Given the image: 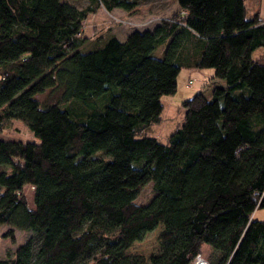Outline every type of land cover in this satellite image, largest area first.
Returning <instances> with one entry per match:
<instances>
[{"label": "trees", "instance_id": "16d2710c", "mask_svg": "<svg viewBox=\"0 0 264 264\" xmlns=\"http://www.w3.org/2000/svg\"><path fill=\"white\" fill-rule=\"evenodd\" d=\"M211 1L176 0L153 28L85 48L89 13L141 0H0V130L20 120L40 139L0 138L4 236L34 232L0 264H145L127 250L159 224L149 264H189L204 243L211 264H264V219L252 217L264 208V61L252 56L264 20ZM183 66L212 67L225 85L184 100L162 141L147 130ZM51 91L60 103L39 98Z\"/></svg>", "mask_w": 264, "mask_h": 264}, {"label": "rangeland", "instance_id": "374dc122", "mask_svg": "<svg viewBox=\"0 0 264 264\" xmlns=\"http://www.w3.org/2000/svg\"><path fill=\"white\" fill-rule=\"evenodd\" d=\"M67 1L78 6H84L88 2V0ZM221 2L227 4L229 1L223 0ZM244 3V14L246 15V19L252 17V15L257 12L260 14V16L264 15V0H245ZM98 9L100 10L95 13L96 15H92L93 17L87 15L82 23V34H84L88 39V41L83 46L85 48L90 47L92 42L91 39H95L97 37H100L102 34H106L111 28H116V30L120 33H118L117 31L115 32L120 37H123V34H125V32H130L133 29H151L155 26L156 23H159L162 18H167L174 14L178 10V7L175 0H141L138 7H136L134 11H132V13L122 14L112 11L109 12L103 6H100ZM241 12V8H239L237 20H240L242 18ZM231 26L232 24H230V27ZM167 40L168 39L160 42L157 45L156 49L154 50V54H161L164 52L165 42H167ZM252 55L254 56V58L264 61V46H260L254 49ZM202 69L206 70L204 71V75L200 76L196 73L188 76L185 71L186 67H181L177 75L178 91H175L176 94L174 95V97H169L174 93L163 95L162 97V103L163 105H165V108L162 111V123L152 124L148 128L147 133H156L155 131L159 130L160 132H158V137L165 138L175 129L177 125H180L183 122L185 109L181 106L180 102L178 104L174 103L175 106H173L172 104H169L168 101L172 100L173 98L176 99L177 97L187 99L191 97L195 92L201 90L207 92L212 80V78H210V74H208V70L213 72V68L205 67ZM39 98L45 102L60 103V94L58 91L46 92L45 94L39 95ZM61 107L63 106L61 105ZM0 138L33 142L40 141L38 136H36L27 127V125L20 120H12L4 129L0 130ZM23 192L27 198L28 205L30 207H34L33 186L25 185L23 188ZM152 195V182H147L138 187L135 201L137 203H146L149 201ZM254 216L255 218L264 219V208L256 209ZM8 229V225L0 224V257L12 256L14 254L16 246L31 237L34 233L31 229H14V240H11L10 237L4 236V233ZM160 229L161 224H159L153 230L147 232L141 240L134 241L127 251L129 253L142 254L146 258L145 264H149V257L160 251V245L157 239ZM201 249V254L209 259L208 252L206 251L208 249V245L204 243Z\"/></svg>", "mask_w": 264, "mask_h": 264}, {"label": "crops", "instance_id": "0c3cea01", "mask_svg": "<svg viewBox=\"0 0 264 264\" xmlns=\"http://www.w3.org/2000/svg\"><path fill=\"white\" fill-rule=\"evenodd\" d=\"M213 1L214 0H212L211 2H210V4L211 3H213ZM230 1H232V2H234V3H236V4H238V6L240 7V6H242L243 7V16L245 17L246 15L244 14V11H245V9H244V6H245V3H244V1L245 0H230ZM175 2H176V0H175ZM216 3V2H215ZM176 5H177V2H176ZM138 7V6H137ZM177 7H178V5H177ZM135 9V8H134ZM134 9H132V10H130V11H125V10H123V9H121V8H114L113 10H112V12H116V13H132V11H134ZM100 9H97L95 12H93V13H89L88 15L89 16H92V15H96L95 13H97L98 11H99ZM258 13V12H257ZM258 15H259V18L260 19H262V20H264V15H262V16H260V14L258 13ZM237 16H238V12H237ZM93 17V16H92ZM246 18V17H245ZM103 26H104V24H103ZM109 27H111V26H109ZM119 30V29H118ZM231 30H234V29H230V31ZM115 31H117L116 30V28H111V29H109L108 30V32H107V34L108 33H111V34H114V35H116L120 40H124L125 39V37L127 36V34L129 33V32H125V34H123V37H120V36H118V34L115 32ZM118 32V31H117ZM106 33V32H105ZM118 33H120V32H118ZM122 34V33H121ZM92 41L94 40V39H91ZM156 49V48H155ZM154 49V50H155ZM162 52V51H161ZM153 54H154V51H153ZM155 56H162L163 55V53H161V54H154ZM253 56V55H252ZM253 58H254V56H253ZM184 67H186V74L189 76V75H192V74H198V75H204V71H206L205 69L203 70L202 68H198V67H193V66H184ZM208 74H210V78H212V80H211V83H210V85H209V88H208V90H207V92L206 91H202L201 90V92L206 96V97H209L210 95H211V92H212V89H213V87L214 86H216V85H219V86H224L225 85V81L224 80H222V79H217V78H213V74H214V70H213V72H211L210 70H208ZM206 88V87H205ZM178 91V87H177V90H176V92ZM176 92L173 94V95H170L169 97L171 98V97H174V95L176 94ZM163 97V96H162ZM162 97H161V101H162ZM190 98V97H189ZM188 99V98H187ZM181 100V101H180ZM184 100H186V98L185 99H182V97H177L176 99H172V100H169L168 101V103L169 104H172L173 106H175L174 105V103L175 104H178L179 102H180V104L184 101ZM171 101V102H170ZM163 104V103H162ZM164 108H165V105H163V110H164ZM162 110V111H163ZM161 116H162V113H161ZM160 123H162V120L160 121ZM178 126V125H177ZM176 126V127H177ZM175 127V128H176ZM156 133H149L150 135H153V136H155V137H157L158 139H160V140H162V141H165L166 139H167V137L169 136H167V137H165V138H160V137H158L159 135V133L158 132H160L159 130H157V131H155ZM255 215V211L253 212V214H252V217H255L254 216ZM209 250V248L206 250V251H208Z\"/></svg>", "mask_w": 264, "mask_h": 264}, {"label": "built area", "instance_id": "2783aa9c", "mask_svg": "<svg viewBox=\"0 0 264 264\" xmlns=\"http://www.w3.org/2000/svg\"><path fill=\"white\" fill-rule=\"evenodd\" d=\"M110 12V11H109ZM123 20V19H118ZM127 21V20H126ZM123 22V21H122ZM190 82V81H189ZM189 264H211L209 260L201 253H196L190 260Z\"/></svg>", "mask_w": 264, "mask_h": 264}]
</instances>
